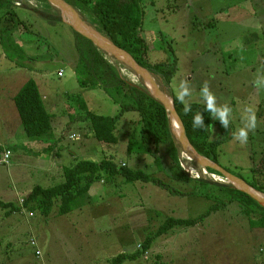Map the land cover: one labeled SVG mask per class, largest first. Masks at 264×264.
<instances>
[{
  "label": "rangeland",
  "instance_id": "obj_1",
  "mask_svg": "<svg viewBox=\"0 0 264 264\" xmlns=\"http://www.w3.org/2000/svg\"><path fill=\"white\" fill-rule=\"evenodd\" d=\"M141 1L148 57L154 63L167 62L174 70L170 89L162 86V90L177 96L180 82L187 81L190 95L185 103L207 105L202 94L207 82L216 107L222 110L227 105L231 109L228 127L219 122L213 129L214 135L231 136L219 149V164L248 181H263L264 0H203L230 15L229 20L222 15L215 18L216 25L207 23L213 21L209 15L195 19L185 0ZM199 1L195 0V6ZM34 2L45 9L44 3ZM176 2L182 8L179 16L185 26L198 29L191 28L193 39H173ZM249 10H255L257 16L243 14ZM237 12L242 13L240 18L233 19ZM12 13L0 23V94H8L12 83L35 80L46 108L54 115V137L30 141L20 117L12 123L13 136L0 127V148L12 150L9 166H0V203L19 207V201L35 186L50 188L64 182V167L81 160L99 163L109 159L167 181L158 173L152 157L127 153L130 132L139 133L136 114H125L116 131L119 143L107 145L95 139L84 115L68 101L69 95H81L97 115L115 117L120 113L119 106L102 89L80 87L74 70L78 60L76 38L71 28L64 23L52 24L42 13L24 7H15ZM122 73L134 79L131 72ZM237 96L261 108L256 127L253 133L249 131L244 144L233 138V133L243 127L232 104ZM73 134L78 138L70 139ZM253 160L260 162L255 177L251 172ZM92 191L95 194L88 208L61 217L54 212L50 217L35 214L31 218L25 210L9 215L11 208L0 204V264H111L121 253L142 252L145 241L156 235L167 218H196L212 205L207 199L177 195L153 184L126 183L120 176L96 183ZM124 264H264V229L251 228L234 203L195 226L175 228L156 238L144 256Z\"/></svg>",
  "mask_w": 264,
  "mask_h": 264
},
{
  "label": "trees",
  "instance_id": "obj_2",
  "mask_svg": "<svg viewBox=\"0 0 264 264\" xmlns=\"http://www.w3.org/2000/svg\"><path fill=\"white\" fill-rule=\"evenodd\" d=\"M65 1L78 11L86 22L109 38L116 46L128 52L139 65L147 69L156 78L161 88L163 86L170 89L174 75L170 64L167 62L154 63L148 57L150 47L143 36L145 11L141 0ZM27 2L29 1L0 0V23L5 17L13 14L15 7H24L37 14L42 13V16L52 24L62 23L59 11L53 8L47 0H39L46 6L44 10L38 8L37 2H34L35 5ZM5 32L2 31V34L5 35ZM72 32L76 38L75 46L78 53L74 70L80 87L89 90L102 89L119 106L120 113L115 117L97 115L90 111L81 95H67L68 101L84 115V121L88 123V129L95 139L107 145L119 143L116 131L125 114H136L138 120L135 125L139 126V133L136 130L130 132L127 153L129 156L152 157L158 173L163 174L167 181L141 169H130L127 165H118L109 159L99 163L88 160L76 161L71 166L64 167V182L61 184L50 188L35 186L24 199V210L29 214H40L45 217H50L54 212L57 216H66L81 210L86 205L88 193L96 183L104 182V179L115 180L119 176L123 177L126 183L153 184L170 193L175 192L177 195L211 201L212 205L208 211L196 218H167L156 235L145 241L142 252L133 255L121 253L112 259L111 264H124L127 260H135L141 255L144 256L156 238L167 235L175 228L195 226L210 217L212 213L234 203L239 205L242 215L247 217L251 228L264 229V208L252 198L233 189L229 184L192 177L184 169L182 150L172 134L168 113L150 95L143 82L138 78L133 81L124 75L122 71L125 67L121 63L108 57L78 33L73 30ZM171 97L193 147L200 155L219 164V149L231 139V136L228 134L214 135V126L221 122L218 113L213 115L207 109V105L187 102L190 111L185 114V104L181 103L172 92ZM13 100L23 130L30 141L44 142L54 137V115L46 108L35 80L31 79L26 82ZM197 114L202 116L203 127L194 129L193 122ZM1 153L0 148V155ZM259 163L256 164L253 160L251 168L253 177L260 171ZM192 166L200 169L195 163H192ZM207 171L211 173L210 175L221 176L213 170L208 169ZM236 176L246 181L255 190L264 193V178L263 181L254 178L248 181L241 175ZM0 204L2 207L11 208L9 215L22 211L20 206L16 207L12 203Z\"/></svg>",
  "mask_w": 264,
  "mask_h": 264
},
{
  "label": "water",
  "instance_id": "obj_3",
  "mask_svg": "<svg viewBox=\"0 0 264 264\" xmlns=\"http://www.w3.org/2000/svg\"><path fill=\"white\" fill-rule=\"evenodd\" d=\"M47 1L53 8L59 11L61 20L64 24L92 42L96 48L105 53L108 57L124 65L136 78L143 82L144 86L150 92V95L167 111L172 134L184 155L190 158L191 161L200 168L218 172L233 189L248 195L264 208V193L255 190L243 179L230 173L218 163L200 155L196 151L186 135L184 124L175 108L173 98L162 90L156 78L147 69L139 65L128 52L116 46L109 38L103 36L93 26L86 22L80 13L65 0Z\"/></svg>",
  "mask_w": 264,
  "mask_h": 264
},
{
  "label": "crops",
  "instance_id": "obj_4",
  "mask_svg": "<svg viewBox=\"0 0 264 264\" xmlns=\"http://www.w3.org/2000/svg\"><path fill=\"white\" fill-rule=\"evenodd\" d=\"M189 1H192V2H189ZM185 2H186V5L191 7L193 9V12H195L193 14V17L195 19H197V18L203 19L205 16L209 15L208 19H213V21L206 20V21H208L207 23L209 25H212V24L216 25L218 22L215 21V18L219 19L220 15H222L224 18L227 17L228 20L230 19V15L227 12H225L223 8L220 9L219 7L218 8L217 7H213V6L210 5V3H207V2H205L203 0H200L199 2H197V4H198L197 6H195V0H185ZM236 7H237V9H242L241 7H238V6H236ZM243 9H245V8H243ZM181 10H182V8L176 2L175 7H173V13H175V18H174V21L171 24L172 30H173V34L175 35V37L173 39H178V38H181V39H184V40L193 39L192 38V34L195 33V32H191V28H193V27L189 28L188 26H185L186 23L179 16V13L181 12ZM250 10H252V7H250ZM250 10L248 11L249 13L246 12V11H243V14L248 16V17L249 16L256 17L257 15H256L255 10H254V13H250ZM241 14H242L241 12L235 13L234 16H233V19L240 18ZM183 15L187 16L185 14H183ZM201 24H203V22H201ZM193 30L197 31L198 29L193 28ZM200 46L204 47L203 44H199L198 47H200ZM196 48L197 47H194L191 51L193 52ZM179 49L183 50L184 47L183 46H179ZM24 84L25 83H20V84L12 83V86H9L10 92L8 94H6V95L0 94V119H1L0 127H1L2 130H5L7 132L5 134H8L10 136L11 135L13 136V133H14V129H13L12 123H15L16 120L18 121V118H19V115L17 117L18 112L16 110V107H15L13 99L16 96V94L19 92V90L24 86ZM38 87H39V85H38ZM232 104L234 106L235 113L238 114V118L241 120V122L243 124V127H244L243 118L246 117L247 115H250L249 113L245 112L246 108L253 109L256 118L259 116V113H261V108L257 109L254 105H252L251 103L247 102L246 97L243 98V97L237 96L234 99V101L232 102ZM19 121H20V119H19ZM20 124H21V122H20ZM250 132L252 133L253 130H250ZM5 150H9V151L12 152V150L10 148H7V149L2 148V153ZM62 174H63V172H62ZM93 194H95V192H93L92 188H91V190L88 193V196H89L88 197L89 198L88 199V203L83 208H85V207L88 208L89 204H91V201H92V198H93L92 197ZM18 206H20V205H18ZM78 211L79 210H77V212Z\"/></svg>",
  "mask_w": 264,
  "mask_h": 264
},
{
  "label": "clouds",
  "instance_id": "obj_5",
  "mask_svg": "<svg viewBox=\"0 0 264 264\" xmlns=\"http://www.w3.org/2000/svg\"><path fill=\"white\" fill-rule=\"evenodd\" d=\"M28 1L34 3V0H28ZM188 85L189 84L187 81H181L177 93V99H179L181 103L185 104V108H184L185 114H187L190 111V108L185 103V97L190 95ZM202 94L207 99V109L210 110L213 113V115L218 113L219 119L223 123L224 127L227 128L229 125V115L231 113V109L227 105H225L222 110L216 107V98L209 90V85L207 82H205L203 85ZM245 112L249 113L250 115H247L246 117L243 118L244 127L239 128L237 132L233 133V138L235 140H238L241 144L247 142L249 131L254 130L256 127V117L253 109L246 108ZM199 127H203V119L200 114H197L195 121L193 122V128L195 129ZM77 138L78 136L75 134L70 136V139H77ZM22 211H24V209H22Z\"/></svg>",
  "mask_w": 264,
  "mask_h": 264
},
{
  "label": "bare ground",
  "instance_id": "obj_6",
  "mask_svg": "<svg viewBox=\"0 0 264 264\" xmlns=\"http://www.w3.org/2000/svg\"><path fill=\"white\" fill-rule=\"evenodd\" d=\"M27 3H30L31 5H33L34 3L33 2H27ZM122 66H124V65H122ZM125 67V66H124ZM127 68L125 67V69H124V72H126L127 74H129L131 71L128 69V70H126ZM132 73V72H131ZM133 74V73H132ZM134 76V81H135V75H133ZM130 78V77H129ZM182 159H183V167L186 169V171L192 176V177H195V178H199V176H198V174H202L204 177H207L208 176V178L210 179V178H212V180H215L216 182H218V183H223V184H228L227 183V181L225 180V179H223V178H221V176L220 177H214V176H212V175H210L209 173H205L204 172V170L202 169V168H200V169H196V168H190V165H192V161H191V159L190 158H188L186 155H184L183 153H182ZM214 175V174H213Z\"/></svg>",
  "mask_w": 264,
  "mask_h": 264
},
{
  "label": "built area",
  "instance_id": "obj_7",
  "mask_svg": "<svg viewBox=\"0 0 264 264\" xmlns=\"http://www.w3.org/2000/svg\"><path fill=\"white\" fill-rule=\"evenodd\" d=\"M62 75H63L62 73L59 74V76H62ZM11 157H12V152L9 151V150H5V151L1 154V156H0V166H9V164H10V160H11ZM185 170H186V169H185ZM203 170H204L205 173H208L207 170H205V169H203ZM198 176H199V175H198ZM212 176L216 177L215 175H212ZM19 203H20L21 208L24 209V208H23L24 199H21V200L19 201ZM29 216H30V217H33V214H30ZM32 245H33V246H36V242H35L34 240H32ZM37 255H39V252H38V251H37Z\"/></svg>",
  "mask_w": 264,
  "mask_h": 264
}]
</instances>
